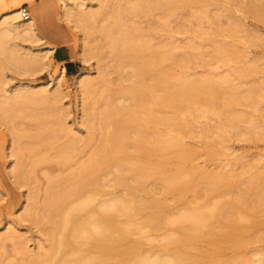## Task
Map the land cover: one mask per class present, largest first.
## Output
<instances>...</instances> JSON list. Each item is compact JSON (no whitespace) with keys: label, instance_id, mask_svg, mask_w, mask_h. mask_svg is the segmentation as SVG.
Listing matches in <instances>:
<instances>
[{"label":"rangeland","instance_id":"rangeland-1","mask_svg":"<svg viewBox=\"0 0 264 264\" xmlns=\"http://www.w3.org/2000/svg\"><path fill=\"white\" fill-rule=\"evenodd\" d=\"M138 1L145 6L148 4L147 6L151 11H146L145 14L135 17L131 21L132 27L137 29L135 34L140 36L142 34L141 38L153 49L166 44L174 49L173 54L176 58L174 63L176 65L169 61L164 63L163 69L170 73V81L167 84H162L161 90L167 87L163 91L170 92L171 88L177 86L174 84L209 79L212 84L216 81L218 82L215 84H220L223 93L219 91L220 98L229 99L228 93H236L235 101H229L225 107L227 117L236 114V116H231L233 120L228 121L225 119L224 121L223 118L219 120V117H216V111H212V113L210 110V112L205 113L204 107L200 105L191 106L190 108L193 110L183 109L176 112L158 105L153 106V111L158 117L170 118L172 115H177L180 118L178 127L181 128V132L173 131L169 134L168 131H165L164 126L150 125V131H146V140L149 141L152 137L150 133L152 131L160 134L165 132L168 134V138L177 140L174 141L186 151H184V163L182 164V172L185 173L183 175L190 174L192 178L188 177V179L192 181L188 180L190 183H188V187H185L186 189H183V197L179 198L173 193L165 194L161 189L162 182L152 172L151 178L146 179V185L150 192L145 197L148 200H152L153 197L154 200L164 202V206L168 207L163 208V217L173 219L179 214L203 207L207 208L218 201L236 198L243 191L247 192L244 195L248 197L247 203L252 205L257 202L255 194L264 193V0H201L194 6L190 5L191 7H189L187 5L175 9V15L168 17L166 16L167 9L160 10L157 6L158 2L156 3L157 0H142L143 2L141 0H66L69 7L74 8L73 12L76 11L75 13L72 12L70 17H64L62 14V0H30L20 1L17 4H14L15 1L12 2V0H0V15L7 9L8 11L14 9L13 5H16L19 11L22 7H26L29 17L33 19L36 25L38 36L36 39L24 37L11 41L18 43L23 50H38L41 53H47L43 64L30 61L26 65L19 63L15 67L3 66L0 71V75L3 76L2 81H5L3 88L7 90V93L3 95L8 96V93L31 88H29L30 93L21 92L19 95H14L13 104H3V110H0V115L3 114V120L0 118V239L5 238L2 242L0 240V246H2L0 247V264H26L34 258L36 260H34L35 262L32 261L34 264H42V258L39 257V254L45 252L49 246L48 236L42 230L49 226V222L44 219L41 220V206L43 204L41 202L45 200L48 181L70 173L103 141L104 135H106L104 133H107V126L99 125L101 124L99 119L103 111L102 108H104L105 103H108V100L113 102V105L117 103L118 105H114L115 107L129 105L125 93L121 94V87L124 85H120L119 79L120 76H125L129 72V68L126 66L122 71L117 70L113 51L109 47L99 46L100 34L97 30L100 26L108 25L112 21L110 15L114 14L119 7L131 5ZM159 2L161 3V0ZM153 4L154 6H152ZM155 5L158 10H152ZM40 8L41 15L37 14V10ZM203 10L211 19L207 17L205 20L207 22H203V26L201 25L198 29L192 23L190 15L192 11ZM77 11H83L87 20L82 22L77 19L76 21L75 14ZM63 18H66L67 21ZM85 24L90 26L91 36L86 37L84 28L80 27ZM196 29L201 31L196 33ZM198 33L201 35L199 36ZM11 41L9 43H12ZM218 43H223L227 47L230 45L229 48L231 49L235 48L236 52L233 55L232 63L226 64V62H222L221 56L220 58L216 57L214 48L215 44ZM85 44L87 45L85 46ZM57 45H61L70 59L78 66L76 74H66L63 65L54 61L52 51ZM83 47L85 48L83 49ZM100 60L104 68L102 67L103 69L100 68L97 71ZM179 61H181V65ZM166 66L168 69L165 68ZM240 66L246 70L244 75H242L243 73L240 75L237 70H234ZM103 71H105L109 85L99 86L100 88L98 87L99 89L96 90L98 91L96 93L97 104L92 103L94 106L91 105L93 107L91 109L92 117L90 123H86L82 107L83 95L79 90L80 87L77 86L76 78L82 74H88L90 75L89 78L98 79L99 72L104 73ZM224 77L228 79V82L219 81ZM57 80L58 85L56 84ZM43 90L47 92L44 94L42 93ZM0 95H2L1 91ZM1 99L3 96H0ZM215 110L218 112V109ZM228 113L229 115H227ZM41 114L44 115V125L37 124L33 119V116ZM131 132L129 129L130 134L128 133V136L133 138L134 135ZM72 138L80 139L83 142L86 138L88 142H84V144L81 141L78 142L79 151L76 154L75 152L69 154V159L66 161L54 159L51 156V158L41 161L42 157L40 161L37 159L38 162H36L35 156L38 153L41 154L45 151L51 155L55 147L59 148L57 145ZM44 141H53L56 144H53L52 148L50 145L41 148L40 145ZM125 142L127 154L129 152L131 155L137 153L132 149V139L129 138ZM27 153L30 154L27 155ZM172 153L173 151L170 150L166 155L171 156ZM33 157L35 162H33ZM173 166L169 165V170L171 167L173 169ZM114 170V168H110V170L108 168L109 172L107 171V174L105 173L100 178L104 185L103 194L102 197H96L94 206L109 196L124 195L125 190L123 188L119 187L114 190L112 187V180L110 179ZM205 172L217 173L218 175L230 174V185L226 189L216 190L217 193H208L204 184L205 181L200 178L198 180L199 175ZM128 175V178L132 177L128 179V182L132 183L135 177L131 173ZM246 178L247 180L255 178V185L252 188L248 186L245 181ZM32 192L34 202L30 200ZM33 208L35 209L33 210ZM29 209L34 220L28 219L25 215ZM260 209L259 219L262 224L253 227L251 232L254 233L239 246L231 249L226 247L224 249L223 247L220 254L221 259H232L235 264H244L252 257V253H264V201ZM147 212L141 210L140 213L138 212L139 214H131L128 219L120 215L121 217L118 216L117 221L130 228V239L140 244V252L143 251V254L167 252L166 243L176 237L178 225H168L167 228L163 226L154 231H148L147 227L142 226V230H136L134 226L143 223L141 220L144 219ZM244 212L246 211H238L237 216L240 215L239 219L243 223L249 224L251 219L247 218L248 215ZM38 218L41 223H38L39 225L35 222L36 219L38 221ZM135 222L138 224L135 225ZM10 233L15 235L14 239H9ZM17 241L22 247H18ZM199 244L203 248L208 247L206 242ZM169 247L168 249L171 250L173 246ZM185 247L182 246V248ZM187 248L189 249V247ZM186 249L182 250L185 251ZM24 261L25 263H23Z\"/></svg>","mask_w":264,"mask_h":264},{"label":"bare ground","instance_id":"bare-ground-1","mask_svg":"<svg viewBox=\"0 0 264 264\" xmlns=\"http://www.w3.org/2000/svg\"><path fill=\"white\" fill-rule=\"evenodd\" d=\"M13 1H15L14 4H17L20 1L25 2L30 0H12V2ZM200 1L201 0H161L160 3L159 0H157L156 3H159V5L157 3V6H159L160 10L167 9L168 13L166 16L168 17L175 15V9L183 6L186 7L187 5L191 7L190 5L194 6ZM147 5H142V3H139L138 1L131 5L119 7L117 10L115 9L116 12L112 14L113 16L110 15L112 17V21L108 25L100 26L97 30L100 34L99 46L109 47L113 51L115 67L117 70L122 71V69L126 66L129 68V72L125 76L119 77L120 85H124L121 87V94L125 93L124 95L128 99L129 105H126V107H115L118 104L116 103L114 106L113 102H109L108 100V103H105L104 108H102V113L100 112L101 114L99 120L101 124L99 125L107 126V133H104L106 135H104L105 137L103 141L100 142V145L96 149L94 148L95 150H93L86 159H83V161L78 163L77 166H75V168H73V170H71V172L67 175L57 178L55 177L54 179L49 178L50 180L47 183L48 189H46L47 194L44 196V202H41L43 203L41 206V220L44 219L49 222V226H47V228L45 226L46 229H44V226L42 225V230L45 231L48 236L47 239H49L48 249L39 254V257L42 258V264H235L232 259H221L220 254L222 248L224 247L225 249L226 247L231 249L239 246L254 233L251 232L253 227H257L262 224V221L259 219L260 208L264 201V193L262 194V192L255 194V197L257 198V205H255L256 203L251 205L249 202L248 204L246 201L248 197L244 196L246 191H243L239 195L237 193L238 197L236 198H232L227 201H218L207 208L203 207L201 209H194L190 212L179 214L173 219H165L163 217L162 210H164V207H168L164 206V202L154 200L152 196V200H148L145 197L150 192L146 185V179L149 177L151 178L152 172L154 176L157 175L159 181L162 182L163 186L161 189L165 194L173 193V195H176L179 198L183 197V189L186 186L188 187V183L192 181L190 180L192 178L190 174L186 176L183 175L184 172H182L185 150L182 149L181 145L175 142L177 140L174 139V141L171 138H168L167 134H171L170 132L173 131H177V133L181 132V128L178 127L180 125V118L177 115H172L170 118L163 116L158 117V115H156L153 111V106L158 105L164 109H171L176 112L183 109L190 110L192 109L190 108L191 106L200 105L204 107L205 113L210 112V110L211 112L216 111V117L218 116L219 120L222 118L226 121L231 119L233 120V117L231 116H236V114L229 115L228 113L227 115H229V117H227L225 110L229 101H235L234 98L236 97V93H228L230 95L229 99H224L225 97L220 98L219 91H222L220 89V84H218L219 86L215 84L218 81L215 83L213 82L215 84L214 85L212 82L210 83L209 79H204L202 81L191 80L185 81L182 84H174L177 86H174L173 88L170 87L172 89L170 92L163 91L167 87L163 90L160 89L162 84H167L170 81V73L163 69L164 63L166 61L174 63L176 58L173 54L174 49L172 47L170 48L166 43L165 44L168 48L166 45L160 47L159 44L158 46L160 48L154 47L153 49L146 41H144V39L141 38L142 34L141 36L139 34H135L137 29L132 27L131 21L135 17L142 16L143 13L145 14L146 11L150 12L151 10ZM13 6L14 9H10L9 11L7 9V11H4L0 15V71L3 66L15 67L19 63L26 65L30 61L43 64L45 58L47 57V53H41V51L38 50H23L22 46L11 41L14 39H23L24 37L34 39L38 37L36 34V25L33 19L30 17L27 20L22 19L18 7L16 5ZM152 6H154V4ZM157 6L155 5L154 8L152 7V10H158ZM62 9L64 17H70V14H72L74 10L71 6L69 7L66 0H62ZM37 14L41 15V8L37 10ZM84 14L85 13H83V11H77V14H75L77 17L76 21L79 19V21L83 22L86 19V15ZM190 17L194 26L199 29L201 25L203 26V22H207L205 20L208 17V14L205 10L199 12L192 11ZM208 18L211 19L210 17ZM63 19L67 21L66 18ZM235 24L237 25V23ZM80 27L84 28V30H82L85 31L86 37L92 35L89 25L85 24ZM230 28L232 29V27ZM198 29H196V33L201 31H198ZM192 34L196 35L194 33ZM10 41L12 43H9ZM86 45L87 44H85V46ZM229 47L230 45L227 47V45L223 43H218L215 44L214 48L215 53L217 54L216 57L218 56L220 58L221 56L222 62H226V64H230V62L232 63L233 55L236 52L235 48L231 49ZM84 48L85 47H83V49ZM180 62L181 61H179V64ZM174 64L176 65V63ZM167 66L165 68H167ZM98 67L97 71L102 67L104 68L101 60ZM242 68L240 66L234 70H237L240 75L242 73V75H244V71L246 72V70H244L245 68ZM101 72H99L100 75L98 79H91L88 74H82L76 78L77 86L78 88L80 87L79 90H81V94L83 95L82 107L86 123H90V119L92 117L91 109L94 107L92 103L95 102L97 104L96 93L98 91L96 90L102 85L107 86L109 83L105 71H103L104 73ZM2 80L3 76L0 75V91L2 92V95L0 96H3V99L0 100V110H3V106L5 104H13L12 102L14 101V97L19 95L21 92L26 94L31 92V88L29 87L30 89L28 88L22 91L8 93V96L3 95L4 93H7V90L3 88L5 81ZM219 81L226 83L228 82V79L224 77ZM56 84L58 85V80ZM46 92V90L42 91L44 94ZM91 105L93 107H91ZM215 109H218V112ZM2 115H0V118H2ZM43 117L44 115L41 114L35 117L33 116V119L37 122V124L44 125L45 121ZM1 120H3V118ZM150 125L155 127L164 126V128H166L165 131L168 132L160 134L157 132L153 133L152 131L150 132L152 137L149 141H147L146 131H150ZM182 128H184V126H182ZM129 129L134 135L133 138H131L130 135L128 136ZM220 130L222 129L220 128ZM129 138L132 139L133 142H130L132 143V149L137 152L134 155L129 154L130 152L128 154L126 153L125 141ZM84 140L85 143L88 142V139L85 138ZM80 141L83 142L80 139L72 138L65 143L57 145L59 148L55 147L54 152L53 154L51 153V155L47 154L45 151L43 153L40 152L41 154L38 153V155H36L38 158L35 156L36 162L40 161L42 157L41 161L44 159L47 160L51 158V156L54 159H62L63 161H66L69 159V154L72 152H75L76 154L79 151L77 143ZM53 144V141H44L40 146L42 148L50 145L52 148ZM170 150H172L173 153L171 156H167L166 154L169 153ZM28 154L30 153H27V155ZM35 159L33 157V162H35ZM37 159L39 160L37 161ZM169 165H174V168L172 169L171 167L169 170ZM108 168L109 170L110 168L115 169L114 172L111 173L112 178L110 179L112 180L111 184L112 187H114V190L120 187L125 190V193L122 196H118L119 194L117 196H109L106 200L104 199L103 201H99L94 206L93 203L96 197L103 194L104 185L100 181V178L105 173L107 174ZM130 173L135 177L132 183L128 182V179L132 178H128V174ZM188 177H190V179H188ZM230 177V174L218 175L217 173L205 172L199 175L198 180H204L207 192H213L214 194L216 190L226 189L230 185ZM247 178L245 181L248 183V186H251L252 188L255 185V178H251L249 180H247ZM31 194L33 195V192ZM32 195L31 199H29L34 202V195ZM252 195L253 193L251 194V197ZM34 209L35 208H33V210ZM141 210H146L148 212L144 216V219L141 217L143 219L141 220L143 221V223L141 222L142 224L137 225L138 222H135V225H137L134 226L136 230H142V226L144 228L147 227L148 231H154L163 226L166 227L173 224L178 225V233L176 232V237L166 243L168 247L173 246V250H169L167 247L166 249L168 251L162 254L155 252L143 254V251L140 252V244L137 241H132L130 239V228L128 226L121 225L117 221V217L123 215L128 219L131 214L140 213ZM240 210L246 211L244 213L248 215L247 218L251 219L249 224L243 223L239 219L240 215L237 216V212ZM25 215L28 219L30 218V220H34L30 213V209L25 213ZM38 221L37 219L35 220L37 224L40 223V221ZM128 223L130 224L129 221ZM8 237L9 239H14L15 235L10 233ZM3 239H0L1 242ZM201 242H206L208 247L203 248L200 246L199 243ZM182 246L186 247L182 248ZM18 247H22L21 244ZM187 247L191 250L189 251ZM182 249L186 250L184 251ZM34 260L35 258L32 259V261ZM32 261L29 263L26 261V264H34ZM23 263H25V261ZM244 264H264V253H252V257L247 263L244 262Z\"/></svg>","mask_w":264,"mask_h":264},{"label":"crops","instance_id":"crops-1","mask_svg":"<svg viewBox=\"0 0 264 264\" xmlns=\"http://www.w3.org/2000/svg\"><path fill=\"white\" fill-rule=\"evenodd\" d=\"M52 57L58 64L63 65L64 72L66 74H76L78 66L70 59L67 52L61 47V45L55 46L52 51Z\"/></svg>","mask_w":264,"mask_h":264},{"label":"built area","instance_id":"built-area-1","mask_svg":"<svg viewBox=\"0 0 264 264\" xmlns=\"http://www.w3.org/2000/svg\"><path fill=\"white\" fill-rule=\"evenodd\" d=\"M20 15H21V18L24 19V20H27L29 18V13H28L26 7H22L20 9Z\"/></svg>","mask_w":264,"mask_h":264}]
</instances>
